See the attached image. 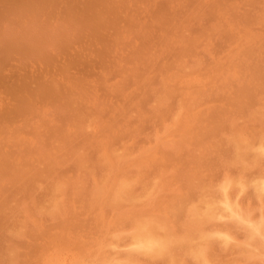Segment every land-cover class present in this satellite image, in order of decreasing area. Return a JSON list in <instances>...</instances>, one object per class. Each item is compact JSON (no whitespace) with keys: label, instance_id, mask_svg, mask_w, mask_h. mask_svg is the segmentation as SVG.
<instances>
[{"label":"rangeland","instance_id":"obj_1","mask_svg":"<svg viewBox=\"0 0 264 264\" xmlns=\"http://www.w3.org/2000/svg\"><path fill=\"white\" fill-rule=\"evenodd\" d=\"M15 1H0V264H106L116 244L190 264L203 231L247 240L264 217V0ZM145 226L164 257L134 250Z\"/></svg>","mask_w":264,"mask_h":264},{"label":"clouds","instance_id":"obj_2","mask_svg":"<svg viewBox=\"0 0 264 264\" xmlns=\"http://www.w3.org/2000/svg\"><path fill=\"white\" fill-rule=\"evenodd\" d=\"M264 153V146L259 149ZM225 196H227V190L224 189ZM261 193V204L264 205V186L259 189ZM200 207L205 204L203 216L208 217V214L212 210V205L206 204L205 199L198 201ZM227 207V205H224ZM229 211L231 209L229 208ZM261 211H264L262 207ZM236 219H241L239 216ZM211 220V218H210ZM216 221L223 222L225 217L217 216ZM247 226L251 229V233L247 240H239L235 234L231 231L217 229L214 231H204L202 237L193 248L189 250L188 255L190 257V264H212L209 251L210 244L215 243L218 247L229 250L235 248L240 256V264H249L250 261H260V264H264V217L261 218L260 222L253 223L250 220L244 221ZM194 252V254H193ZM110 256L114 259H109L106 264H131L127 259V248L122 244L113 245L110 249Z\"/></svg>","mask_w":264,"mask_h":264},{"label":"bare ground","instance_id":"obj_3","mask_svg":"<svg viewBox=\"0 0 264 264\" xmlns=\"http://www.w3.org/2000/svg\"><path fill=\"white\" fill-rule=\"evenodd\" d=\"M0 1H3V0H0ZM13 1H15V0H13ZM16 1H17V0H16ZM16 1H15V2H16ZM18 1H20L21 4H22V0H18ZM26 1H27V0H26ZM53 1H54V0H53ZM89 1H90V0H89ZM96 1H97V0H96ZM109 1H110V0H109ZM4 2H5V1H4ZM23 2H24V1H23ZM38 2H39V1H38ZM56 2H57V1H56ZM93 2H94V1H93ZM105 2H107V0H106ZM118 2H119V1H118ZM122 2H123V1H122ZM5 3H6V2H5ZM29 3H30V0H29ZM36 3H37V1H36ZM87 3H88V2H87ZM97 3H98V1H97ZM101 3H103V2L101 1ZM111 3H112V2H111ZM115 3H116V2H115ZM17 4H20V3H17ZM39 4H40V2H39ZM89 4H90V3H89ZM95 4H96V3H95ZM104 4H105V3H104ZM119 4H120V3H119ZM124 4H125V2H124ZM23 5H26V4H23ZM41 5H43V3H41ZM91 5H92V3H91ZM106 5H107V4H106ZM108 5H110V3H108ZM7 6H8V5H7ZM18 6H19V5H18ZM30 6H31V5H30ZM38 6H39V5H38ZM83 6H84V5H83ZM20 7H21V6H20ZM89 7H90V6H89ZM93 7H94V6H93ZM93 7H92V8H93ZM96 7H98V6H96ZM101 7H102V6H101ZM12 8H13V7H12ZM38 8H39V7H38ZM76 8H77V6H76ZM85 8H86V7H85ZM19 9H20V8H19ZM21 9H22V7H21ZM77 9H78V8H77ZM97 9H98V8H97ZM107 9H108V8H107ZM119 9H120V7H119ZM119 9H118V10H119ZM4 10H5V9H4ZM8 10H9V9H8ZM14 10H15V8H14ZM89 10H90V9H89ZM94 10H95V8H94ZM98 10H99V9H98ZM104 10H105V9H104ZM118 10H117V11H118ZM6 11H7V10H6ZM6 11H5V12H6ZM73 11H74V10H73ZM84 11H85V10H84ZM112 11H113V10H112ZM115 11H116V10H115ZM115 11H114V12H115ZM122 11H123V10H122ZM5 12H4V13H5ZM100 12H101V11H100ZM106 12H107V11H106ZM120 12H121V11H120ZM71 13H72V12H71ZM74 13H75V12H74ZM79 13H80V12H79ZM83 13H85V12H83ZM91 13H92V11H91ZM94 13H95V12H94ZM5 14H6V13H5ZM85 14H86V13H85ZM103 14H104V13L102 12V15H103ZM71 15H72V14H71ZM98 15H99V14H98ZM106 15L108 16V14H106ZM79 16H80V15H79ZM87 16H88V14H87ZM87 16H86V17H87ZM92 16H93V15H92ZM92 16H91V17H92ZM1 17H2V16H1ZM14 17H15V16H14ZM20 17H21V15H20ZM73 17H74V15H73ZM101 17H102V16H101ZM117 17H118V16H117ZM117 17L115 16V18H117ZM5 18H6V17H5ZM46 18L48 19L47 16H46ZM81 18H83V17H81ZM64 19H65V18H64ZM74 19H76V18H74ZM86 19H87V18H86ZM94 19H95V17H94ZM107 19L109 20V18H107ZM52 20H53V19H52ZM72 20H73V19H72ZM88 20H89V19H88ZM97 20H99V18H97L95 21H97ZM103 20H104V19H103ZM7 21H8V20H7ZM23 21H24V20H23ZM37 21H38V20H37ZM79 21H80V19H79ZM106 21H107V20H106ZM74 22H75V21H74ZM74 22H73V23H74ZM76 22H78V21H76ZM108 22H109V21H108ZM1 23H2V22H1ZM36 23H37V22H36ZM52 23H54V20H53ZM81 23H83V22H81ZM81 23H80V24H81ZM5 24H6V23H5ZM34 24H35V23H34ZM34 24H33V25H34ZM65 24H66V23H65ZM87 24H89L92 28L96 27V26L94 25V23L91 24V23H88V22H87V23H86V26H87ZM107 24H108V23H107ZM6 25H7V24H6ZM27 25H28V24H27ZM31 25H32V24H31ZM44 25H45V23H44ZM89 25H88V26H89ZM97 25H98V24H97ZM21 26H22V25H21ZM37 26H38V25H37ZM67 26H68V25H67ZM90 26H89V28H91ZM101 26H102V25H101ZM19 27H20V26H19ZM19 27H18V28H19ZM27 27H28V26H27ZM32 27H35V26H32ZM28 28H29V27H28ZM36 28H37V27H36ZM68 28H69V27H68ZM79 28H80V26H79ZM82 28H83V27H82ZM89 28H88V29H89ZM21 29H24V28L22 27ZM21 29H19V30L21 31ZM37 29H38V28H37ZM69 29H70V28H69ZM72 29H73V28H72ZM31 30H32V29H31ZM42 30H43V29H42ZM94 30H95V29H94ZM96 30H98V29H96ZM10 31H11V30H10ZM25 31H26V29H25ZM80 31H81V30H80ZM89 31H90V30H89ZM91 31H92V30H91ZM11 32H12V31H11ZM33 32H34V30H33ZM81 32H82V31H81ZM21 33H22V32H21ZM25 33H26V32H25ZM27 33H28V32H27ZM42 33H43V31H42ZM8 34H9V33H8ZM36 34H37V33H36ZM39 34H40V33H39ZM44 34H46V33H44ZM82 34H83V33H82ZM92 34H93V33H92ZM27 35H28V34H27ZM63 35H64V34H63ZM7 36H8V35H7ZM28 36H29V35H28ZM28 36H27V37H28ZM31 36H32V32H31ZM54 36H55V35H54ZM4 37H6V36H4ZM10 37L12 38L13 36H10ZM27 37H26V38H27ZM15 38H16L15 41H17V37H15ZM46 38H47V37H46ZM72 38H73V37H72ZM5 39H6V38H5ZM35 39H36V38H35ZM2 40H3V39H2ZM6 40H7V39H6ZM13 40H14V38H13ZM24 40H25V39H24ZM8 41H9V40H8ZM27 41H28V40H27ZM5 42H7V41H5ZM49 42H50V41H49ZM62 42H63V41H62ZM2 43H3V42H2ZM16 43H17V42H16ZM31 43H32V42H31ZM51 43H52V42H51ZM56 43H57V42H56ZM9 44H11V43H9ZM32 44L34 45V43H32ZM54 44H55V43H54ZM62 44H63V43H62ZM0 45L3 46V44H0ZM18 45H19V44H18ZM21 46H22V45H21ZM34 46H35V45H34ZM47 46H48V45H47ZM49 46H50V45H49ZM67 46H68V45H67ZM12 47H13V46H12ZM12 47H9V48L12 49ZM3 48H4V47H3ZM41 48H42V47H41ZM43 48H44V47H43ZM1 49H2V48H0V50H1ZM6 49H7V48H6ZM15 49H16V48H15ZM30 49H31V48H30ZM45 49H48V48H45ZM0 52H1V51H0ZM46 52H47V51H46ZM48 52H49V51H48ZM3 53H4V52H3ZM3 53H2V54H3ZM7 53H9V51H8ZM11 53H12V50H11ZM14 53H15V52H14ZM25 55H26V54H25ZM40 55H41V54H40ZM48 55H49V54H48ZM19 56H20V55H19ZM43 56H44V55H43ZM4 57H5V56H4ZM20 57H21V56H20ZM26 57H27V56H26ZM26 57H25V59H26ZM2 58H3V57H2ZM28 58H29V57H28ZM36 58H39V57L36 56ZM47 58L49 59V56H48ZM1 60H2V59H1ZM4 60H5V59H4ZM38 60H39V59H38ZM43 60H44V59H43ZM50 61H53V60L50 59ZM46 62H47V61H46ZM48 62H49V61H48ZM46 64H47V63H46ZM47 65H48V64H47ZM51 66H52V65H51ZM3 75H4V74H3ZM3 78H4V77H3ZM1 79H2V77H1ZM10 81H11V80H10ZM17 84H19V83H17ZM47 84H48V83H47ZM50 84H51V82H50ZM0 86H1V85H0ZM15 86H16V85H15ZM46 86H47V85H46ZM51 86H52V85H51ZM4 87H5V86H4ZM39 87H40V86H38V88H39ZM41 87H42V85H41ZM10 88H11V87H10ZM17 88H18V86H17ZM19 88H20V87H19ZM47 88H49V87H47ZM3 89H4V88H3ZM20 89H21V88H20ZM25 89H26V87H25ZM6 90H7V89H6ZM12 90H13V89H12ZM35 90H36V89H35ZM44 90H45V89H44ZM44 90H43V91H44ZM33 91H34V90H33ZM33 91H32V92H33ZM38 91H39V90H38ZM20 92H21V90H20ZM48 92H49V91H48ZM59 92H60V91H59ZM1 93H2V92H1ZM1 93H0V94H1ZM3 93H5V92H3ZM17 93H18V92H17ZM37 93H38V92H37ZM30 94H31V93H30ZM44 94H45V93H44ZM52 94H54V93H52ZM28 95H29V93H28ZM47 95H48V94H47ZM4 96H5V94H4ZM43 97H44V96H43ZM61 97H62V96H61ZM15 98H17V97H15ZM44 98H45V97H44ZM4 99H5V97H4ZM39 99H40V98H39ZM6 100H7V97H6ZM32 100H36V99H33V98H32ZM55 100H56V99H55ZM7 101H9V100H7ZM11 102H12V101H11ZM64 102H65V101H64ZM14 104H15V103H14ZM14 104H13V106L15 107ZM16 104H17V103H16ZM4 105H6V102H5ZM9 105H10V104H9ZM11 105H12V104H11ZM28 105H29V104H28ZM28 105H27V107H28ZM23 107H24V105H23ZM30 107H31V106H30ZM4 108H5V107H4ZM7 108H8V107H7ZM15 108H16V107H15ZM9 109H10V108H9ZM13 109H14V108H13ZM13 109H12V111H13ZM24 109H25V107H24ZM27 109H28V108H27ZM4 110H5V109H4ZM20 110H22V109H20ZM8 111H9V110H8ZM26 111H27V110H26ZM23 112H24V110H23ZM0 113H1V112H0ZM10 113H11V112H10ZM24 113H25V112H24ZM26 113H27V112H26ZM12 114H13V113H11V115H12ZM1 115H2V114H1ZM1 115H0V116H1ZM13 115H14V114H13ZM13 115H12V116H13ZM13 141H14V140H13ZM5 142H6V141H5ZM0 144H1V143H0ZM4 144H5V143H4ZM3 146H4V145H3ZM259 146H260V145H259ZM5 148H6V147H5ZM258 148H259V147H258ZM259 149H260V148H259ZM9 154H10V153H9ZM11 155H13V154H11ZM260 155H261V154H260ZM4 156H5V155H4ZM2 157H3V156H2ZM2 160H3V159H2ZM18 161H19V160H18ZM5 162H6V161H5ZM22 162H23V161H22ZM6 164H7V163H6ZM19 165L21 166V163H20ZM24 166H25V165H24ZM14 167H15V166H14ZM16 171H17V170H16ZM263 174H264V173H263ZM26 175H27V174H26ZM257 176H259V175H257ZM259 177H260V176H259ZM28 178H29V177H28ZM255 178H256V177H255ZM255 178H254V179H255ZM262 178H264V177H262ZM22 179H23V178H22ZM257 179H258V178H257ZM229 180H230V179H229ZM238 180L240 181V179H238ZM260 180H261V179H260ZM24 181H25V180H24ZM239 181H238V182H239ZM256 181H257V180H256ZM123 182H125V181L123 180ZM232 182H234V180H232ZM232 182H230V184L228 183V184H229L228 187L231 185ZM242 182H246V180H244V181H242ZM251 182H253V181H251ZM259 182H260V181H259ZM261 182H262V180H261ZM119 183H122V182H119ZM131 183H132V182H130V184H131ZM240 183H241V182H240ZM247 183H248V182H247ZM24 184H25V183H24ZM232 184H234V183H232ZM237 184H238V183H237ZM252 184H254V183H252ZM257 184H259V183L257 182ZM260 184H264V183H260ZM128 185H129V184H127V186H128ZM225 185H227V184H225ZM240 185H241V184H240ZM240 185H237V186L239 187ZM246 185H247V184H246ZM25 186H26V185H25ZM131 186H132V185H131ZM222 186H223V185H222ZM222 186H221V187H222ZM244 186H245V185H244ZM254 186H255V185H254ZM258 186H259V185H258ZM261 186H262V185H261ZM119 187H121V188H119ZM119 187H118V185H117L118 191H119V189H121V190H124L123 193H125V194L127 193V191L125 190L124 187H123V188H122V186H119ZM224 187H225V186H224ZM230 187L232 188V187H235V186H230ZM241 187H242V185H241ZM255 187H256V186H255ZM131 188H132V187H131ZM239 188H240V187H239ZM256 188H260V187H256ZM223 189H224V188H223ZM240 189H241V188H240ZM218 190L220 191V190H222V189L220 188V189H218ZM254 190H256V189H254ZM258 190H259V189H257V191H258ZM116 191H117V190H116ZM118 191H117V192H118ZM257 191H256V192H257ZM128 192H130V191H128ZM220 192H221V191H220ZM231 192H232V191H231ZM223 193H224V192H223ZM223 193H222V194H223ZM227 193L230 194L229 190H228ZM257 194H258V193H257ZM118 195H119V192H118ZM231 195H232V194H231ZM231 195H230V196H231ZM260 195H261V194H260ZM227 196H228V195H227ZM218 197H219V196H218ZM225 197H226V196H225ZM232 197H233V196H232ZM212 198H213V197H212ZM120 199H121V198H120ZM217 199H219V198H217ZM220 199H221V198H220ZM223 199H225V201L227 200L226 198H223ZM223 199H221V200H223ZM211 200H212V199H210V201H211ZM213 200H214V199H213ZM206 201H208V200H206ZM215 201H216V200H215ZM234 201H235V200H233V201H231V202H234ZM221 202H222V201H221ZM221 202L216 201V203H221ZM226 202H227V201H226ZM208 203H209V202H208ZM236 203H237V202H236ZM225 204H227V206L230 205L229 202H228V203H224V205H225ZM228 204H229V205H228ZM237 204H238V203H237ZM237 204H236V205H237ZM216 206H218V205H216ZM237 206H238V205H237ZM239 206H240V205H239ZM212 207H213V206H212ZM230 207H231V206H230ZM230 207H228V208H230ZM240 207H241V206H240ZM195 208H196V207H195ZM195 208H194V209H195ZM225 208H227V207H225ZM232 208H233V207H232ZM234 209H236V208H234ZM239 209H241V208H239ZM225 210H227V209H225ZM232 210H233V209H231V211H232ZM241 210H242V209H241ZM241 210H240V211H241ZM191 211H192V210H191ZM227 211H228V210H227ZM231 211H230V212H231ZM235 211H237V210H235ZM225 212H226V211H225ZM232 212H233V211H232ZM232 212H231V213H232ZM192 213L194 214L195 212H192ZM227 213H228V212H227ZM245 213H246V212H245ZM193 214H192V215H193ZM196 214H197V213H196ZM199 214H200V213H199ZM199 214H197V216H198ZM209 214H210V213H209ZM209 214H208V215H209ZM238 214H239V213H238ZM246 214H247V213H246ZM234 215H235V214H234ZM239 215H241V214H239ZM197 216H193V219H194V217H197ZM227 216H232V215H230V214L228 215V214H227ZM235 216H238V215H235ZM235 216H234V217H235ZM241 216H242V215H241ZM246 216H249V215H246ZM200 217H201V216H200ZM210 217H211V216H210ZM207 218H209V216H208ZM211 218H212V217H211ZM214 218H215V215H214ZM214 218L211 219V220H214ZM229 218H231V217H229ZM235 218H236V217H235ZM244 218H245V217H244ZM249 218H251V217H249ZM249 218H248V219H249ZM145 219H146V218H145ZM147 219H149V218H147ZM147 219H146V220H147ZM153 219H154V218H153ZM150 220H151V222H152V218H150ZM203 220H205V219H203ZM206 220H207V219H206ZM209 220H210V219H209ZM234 220H237V219H234ZM239 220H240V222L242 221L241 219H239ZM141 221H142V220H141ZM141 221H140V223H141ZM144 221H145V220H144ZM147 221H148V220H147ZM154 221L156 222V221H158V220H154ZM161 221L163 222V220H161ZM193 221H196V222H197V223L195 222V223H196V226L198 225V227H200V225H199L200 222H201L200 220H193ZM244 221H245V219H244ZM253 221H254V220H253ZM253 221H252V222H253ZM155 222H152V223H155ZM164 222H165V221H164ZM205 222H210V221L207 220V221H205ZM212 222H214V221H211V223H212ZM238 222H239V221H238ZM255 222H257V221H255ZM145 223H146V222H145ZM149 223H150V222L148 221V224H149ZM191 223H192V222H191ZM201 223H202V222H201ZM214 223H216V220H215ZM241 223H242V222H241ZM136 224H139V222L137 221ZM143 224H144V223H143ZM143 224H140V225H143ZM148 224H147V225H148ZM155 224H157V223H155ZM160 224H161V223H160ZM202 224H203V223H202ZM202 224H201V225H202ZM257 224H258V223H257ZM190 225H191V224H190ZM136 226H138V225H136ZM136 226H135V227H136ZM161 226H163V225H160L159 227H161ZM164 226L166 227L167 225L164 224ZM146 227H149V226H145L144 228H146ZM191 227H194V228H195L194 225H192ZM198 227H197V228H198ZM138 228H139V227H138ZM142 228H143V227H142ZM154 228H156V227H154ZM161 228H162V227H161ZM167 228H168V227H166V229H167ZM197 228H196V229H197ZM202 228L205 230L204 227H202ZM218 228H219V227H218ZM139 229H140V228H139ZM166 229H164V230H166ZM199 229H200V228H198L197 230H199ZM134 230H136V229H134ZM134 230H133V231H134ZM151 230H152V229H151ZM151 230L148 229V228H146V229H142L141 231H139V232L135 235V237H134V242H135L134 244L138 246V247H137L138 249H136V248L134 249V247H131V250L134 249V250L139 251V249H140V251H141V249H142V250H144V251H147L146 253L149 252V253H151V254H152L153 252H159V251L162 252V251L165 250V249L168 251L169 249H167V246L170 247V245L168 244V241H169V240L167 241L166 238L161 237L162 234H160V233H158V234L160 235V237L157 236V235H156L153 231H151ZM155 230H156V229H155ZM162 230H163V228L160 229V231H162ZM215 230H216V229H215ZM168 232H170V231L168 230ZM187 232H188V231H187ZM189 232H190V231H189ZM199 232H200V234L202 233L201 231H199ZM203 232H204V231H203ZM250 233H251V231H250ZM176 235H177V234H176ZM189 235H191V234H189ZM201 235H202V234H201ZM162 236H163V235H162ZM187 236H188V235H187ZM176 237H177V236H176ZM176 237L174 236V238H176ZM184 237H186V236H184ZM187 239H190V238H187ZM181 240H185V239H181ZM181 240H179V241H178V240H175V241L180 242ZM195 241H196V240H195ZM181 242H183V241H181ZM172 244H173V243H172ZM178 244H179V243H178ZM178 244L176 243V245H178ZM173 245L175 246V244H173ZM211 246H212V245H211ZM129 247H130V246H129ZM171 247L174 249L173 246H171ZM181 247H182V246H181ZM182 248H183V247H182ZM187 249H188V248H187ZM166 250H165V251H166ZM183 250H184V249H183ZM169 251H171V250H169ZM176 252H177V250H176ZM146 253H143V255H146ZM174 253H175V252H174ZM177 253H178V252H177ZM159 254H160V253H159ZM159 254H158V255H159ZM163 254H164V253L162 252V256H163ZM171 254H172V253H171ZM147 255H149V254H147ZM158 255H155L154 257H156V256H158ZM140 256H141V254H140ZM152 256H153V255H152ZM129 257H130V256H129ZM154 257H150V258H154ZM158 257H159V256H158ZM163 257H164V256H163ZM174 257H175V256H174ZM174 257H173V258H174ZM137 258H138V257H137ZM127 259H130V258L127 257ZM176 259H178V258H176ZM176 259H172V260H176ZM139 262H140V261H139ZM131 263H135V262H131ZM174 263H177V262L175 261V262H173V264H174ZM135 264H137V263H135ZM140 264H143V263L140 262ZM214 264H215V263H214Z\"/></svg>","mask_w":264,"mask_h":264}]
</instances>
